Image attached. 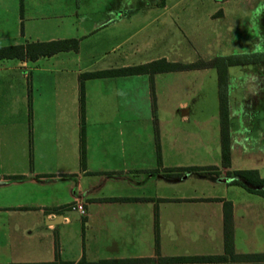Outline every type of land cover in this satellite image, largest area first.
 <instances>
[{
  "label": "crops",
  "instance_id": "crops-1",
  "mask_svg": "<svg viewBox=\"0 0 264 264\" xmlns=\"http://www.w3.org/2000/svg\"><path fill=\"white\" fill-rule=\"evenodd\" d=\"M25 1L0 0V47L66 39L26 37V21L31 16ZM248 1L255 24L257 0ZM227 2L215 0L220 5ZM160 6L153 20L168 13L172 5L163 0ZM217 13L225 16L223 7ZM121 15L124 12H118ZM262 27L258 34L264 41ZM252 39L258 40L256 36ZM78 51L79 40L75 51L35 60L0 59V71L29 69L42 60ZM132 65L138 64L121 62L94 69L61 66L57 73L36 78L0 74V96L6 92L14 98L18 92L27 99L31 135L39 127L29 151L28 169L0 173V225L7 229L0 235V255L25 249L30 256L27 262L0 264L222 255L226 201L232 208L234 252L239 218L249 222L245 225L247 243L257 242L249 226L253 217H264V197L239 191L238 185L229 184L227 173L251 169L264 178L260 164L236 162L240 155L229 121L230 159L223 166L219 108L215 125L208 123L207 116H191L188 99L206 88L203 72L211 67L86 78L82 80L81 109L82 73ZM242 65H247L245 74L229 73L230 67ZM215 71L213 79L218 82ZM226 80L227 97L232 92L233 98H239L232 105L228 101L229 120L250 113L255 121L259 110L264 113V60L228 66ZM246 102L252 109L241 111ZM70 205L81 206L83 211ZM238 210H242L241 216ZM16 231L23 235L17 242L10 234ZM247 246L255 251V244ZM41 250L45 251L42 256Z\"/></svg>",
  "mask_w": 264,
  "mask_h": 264
},
{
  "label": "rangeland",
  "instance_id": "rangeland-1",
  "mask_svg": "<svg viewBox=\"0 0 264 264\" xmlns=\"http://www.w3.org/2000/svg\"><path fill=\"white\" fill-rule=\"evenodd\" d=\"M165 1L172 5L169 12L153 20V15L160 12L163 0H26L27 14L31 16L26 21V37L41 40L73 37L79 40V51L77 54H59L50 61L42 60L29 69L11 68L0 71V74L19 77L26 74L36 78L46 73H57L61 66L72 69L88 65L94 69L121 62L140 64L156 58L190 63L230 56L244 61L242 64L250 62L248 59L264 58V41L258 34L259 26L264 28V0L255 3V24L248 0H228L221 5L215 0ZM221 7L224 17L217 13ZM118 12H124V15L118 16ZM254 36L259 41H252ZM245 67L247 65L230 67L229 73L237 75L242 71L245 74ZM215 69L211 67L208 72H203L202 83H206V88L188 99L191 116H207L210 125L218 123L215 115L219 108V93L218 82L213 79ZM23 80L26 81L25 78ZM233 94H239V91ZM237 100L239 98H233L232 92L227 97L231 105ZM27 103L28 100L18 92L14 98L6 92L0 96V173L20 172L30 165L28 155L32 142L37 141L39 127L31 135ZM251 109L246 102L241 111ZM258 113L255 121L250 113L242 117L233 115L229 120L230 132L238 145L236 152L240 160L236 159V162L242 166L260 164L264 175V113L261 114V110ZM239 187L236 189L246 193L244 191L247 190ZM242 214V210L239 211V215ZM261 214L264 216V211ZM243 220L238 219L235 252L250 253L247 245L255 244V251L251 253H261L260 248H264V217H253L250 221L251 234L257 239L254 243L246 241L248 227L245 225L249 222L248 219ZM72 224L66 226L67 229H71ZM6 231V226L0 225V235ZM10 234L15 242L23 236L20 231ZM20 251L0 255V263L27 262L30 256L27 250ZM41 253L42 256L45 251L41 250Z\"/></svg>",
  "mask_w": 264,
  "mask_h": 264
},
{
  "label": "trees",
  "instance_id": "trees-1",
  "mask_svg": "<svg viewBox=\"0 0 264 264\" xmlns=\"http://www.w3.org/2000/svg\"><path fill=\"white\" fill-rule=\"evenodd\" d=\"M78 40L76 38L56 39L49 41H34L26 44H15L0 47V59L17 58L20 60H35L40 56H50L57 52L77 50ZM256 59V60H255ZM248 59L247 61H260L264 58ZM246 61V60H245ZM244 62L234 57H217L209 61H198L195 63L169 62L165 59L152 60L146 63L84 72L81 74L80 102L83 107L82 80L86 78L130 75L164 71H175L191 69L195 67H214L218 75V99H219V123L221 139V158L223 166H228L230 159L229 146V114L227 101L226 68L233 64ZM83 116V115H82ZM83 120V118L81 119ZM81 164H84V136H81ZM229 184L238 185L245 190L259 194L264 197V178L258 175L257 170H235L228 172ZM256 186H260L256 188ZM126 199V198H114ZM137 199V198H135ZM223 229H224V254L222 255H193V256H168V257H135L125 259L102 260L99 263H87L83 258L79 264H264V253L237 254L233 248L232 233V208L229 201L224 202L223 207Z\"/></svg>",
  "mask_w": 264,
  "mask_h": 264
},
{
  "label": "built area",
  "instance_id": "built-area-1",
  "mask_svg": "<svg viewBox=\"0 0 264 264\" xmlns=\"http://www.w3.org/2000/svg\"><path fill=\"white\" fill-rule=\"evenodd\" d=\"M71 209H78V210H80V212H82L83 210H82V208H81V206H77V205H70L69 206Z\"/></svg>",
  "mask_w": 264,
  "mask_h": 264
},
{
  "label": "water",
  "instance_id": "water-1",
  "mask_svg": "<svg viewBox=\"0 0 264 264\" xmlns=\"http://www.w3.org/2000/svg\"><path fill=\"white\" fill-rule=\"evenodd\" d=\"M259 187H260V186H256V188H259ZM52 220H53V219L49 220L48 222H50V223H51V222H52Z\"/></svg>",
  "mask_w": 264,
  "mask_h": 264
}]
</instances>
